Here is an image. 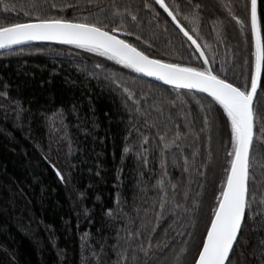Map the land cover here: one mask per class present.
<instances>
[{"label": "trees", "instance_id": "trees-1", "mask_svg": "<svg viewBox=\"0 0 264 264\" xmlns=\"http://www.w3.org/2000/svg\"><path fill=\"white\" fill-rule=\"evenodd\" d=\"M8 2L5 10L0 0V23L35 18L25 16L28 9L22 6L36 0ZM52 2L38 0L44 6ZM55 2L74 7L51 9L47 15L82 19L96 10L93 5L109 0ZM133 3L141 7L136 22L141 27L134 28L131 21L128 27L142 30L152 46L129 36L132 43L157 58L202 65L162 12L156 8L160 16L152 19L141 0ZM180 3L185 12L199 13V42L211 46L205 51L213 69L221 75L226 71L239 86L246 84L251 34L243 4L233 6L235 17L244 22L240 33L219 6ZM258 16L264 39V0H258ZM112 74L135 93L139 104L117 89ZM0 93L7 94H0V264H173V253L181 247L187 248L185 264H191L230 159L229 128L217 106L85 52L47 45L0 55ZM255 106L249 186L257 200L246 213L233 264H264V139L259 120L264 72ZM149 240L152 248L145 255L141 245L147 248Z\"/></svg>", "mask_w": 264, "mask_h": 264}, {"label": "snow or ice", "instance_id": "snow-or-ice-1", "mask_svg": "<svg viewBox=\"0 0 264 264\" xmlns=\"http://www.w3.org/2000/svg\"><path fill=\"white\" fill-rule=\"evenodd\" d=\"M92 4V0H86ZM142 8L152 14V19L160 16L154 5H158L170 22L175 25L180 33L195 46L199 53L197 59H202L201 66H192L183 63H174L163 58H157L146 53L140 47L122 39L119 33L124 32L128 36H135L137 40L143 39L144 44L151 47L149 39H144L141 33L130 30L129 21L134 22V28H140L136 23L140 20V6H136L133 0H109L107 4H95V11L89 10V14L82 19H67L63 16L47 15L51 9L72 8L70 3H57L55 0L49 5H40L38 0L29 3L23 8L25 16H34L25 22L0 23V49H11L14 45L24 44L30 41H58L63 44L75 45L77 48L88 52L97 53L108 60L115 61L125 68L147 77H154L167 85L175 88L197 90L207 94L211 98L210 104L219 105L226 116L231 131V151L227 153L229 167L225 170L224 180L221 182L218 195L215 197V207L212 209L210 223L206 227L205 235L202 236L196 251L192 256L191 264H233L232 253L235 245L239 242L242 234L246 213L251 211L252 204L257 200L256 192L250 191L249 169L250 152L255 138L257 114L255 101L258 98V86L261 74L264 72V39L261 36V23L258 16V0H250V28L254 41V66L250 72V86H239L228 79L223 66L219 74L212 67L205 49L210 45L199 42L202 39L199 34V13L185 12L181 7L180 0H141ZM191 4V0H188ZM3 7L8 10V0H3ZM13 10L15 5H11ZM200 5H195L199 8ZM237 22H244L236 17ZM117 20L119 21L117 23ZM186 21L191 29L185 26ZM169 23L165 20V24ZM159 22L157 21V27ZM165 32L167 28L165 27ZM23 51V49H21ZM39 51V49H38ZM96 67H101L97 65ZM112 83L117 89H122L127 94V99L136 104L135 93L123 84L115 74L111 76ZM7 95L6 93H0ZM203 108L204 105L202 104ZM212 109L209 108V111ZM261 123L260 133L264 139V113L259 116ZM205 126L208 116L204 118ZM167 147V145H165ZM127 151V149H126ZM56 168V165H52ZM57 175L64 179L61 171L56 168ZM163 181H161V186ZM260 203L264 204V194L260 196ZM161 209L164 208L163 199L160 202ZM180 207V205H177ZM161 214H157V220ZM155 229H153L154 231ZM191 235V233H189ZM264 244V241H261ZM159 246V245H157ZM168 245H164L166 249ZM152 248L151 240L148 247L141 245V251L148 254ZM187 248L181 247L173 253V264H185L184 256Z\"/></svg>", "mask_w": 264, "mask_h": 264}, {"label": "water", "instance_id": "water-1", "mask_svg": "<svg viewBox=\"0 0 264 264\" xmlns=\"http://www.w3.org/2000/svg\"><path fill=\"white\" fill-rule=\"evenodd\" d=\"M249 1V3H248V18H249V24H250V0H248ZM158 8H159V6L158 5H156ZM162 10V9H161ZM163 11V10H162ZM164 13V12H163ZM166 16H167V14L166 13H164ZM170 20H171V18L170 17H168ZM174 25V24H173ZM175 26V25H174ZM177 29V28H176ZM178 30V29H177ZM179 31V30H178ZM182 36H183V34L182 33H180ZM250 34H251V28H250ZM119 35L121 36V38L122 39H128L130 42H131V38L128 36V35H126L125 33H123V32H121V33H119ZM184 37V36H183ZM186 40H187V38L186 37H184ZM188 41V40H187ZM190 44H191V42L190 41H188ZM42 45H47V46H60V47H67V48H72V49H75V50H79V51H82V52H85V53H87V54H90V55H92V56H95V57H97V58H100V59H102V60H104V61H106V62H108V63H110V64H112V65H115L116 67H118V68H121V69H123V70H125V71H127V72H129V73H131V74H133V75H135V76H137V77H140V78H143V79H145V80H148V81H150V82H152V83H154V84H156V85H159V86H161V87H165V88H168V89H171V90H174V91H176V92H179V93H181V94H185V95H194V96H199V97H203V98H205V99H207V100H211V98L210 97H208L207 96V94H205V93H201V92H198L197 90H188V89H184V88H175L174 86H172V85H167V84H165L164 82H162V81H159V80H156L154 77H147V76H145V75H143V74H140V73H136V72H134L133 70H131V69H128V68H125L123 65H119V64H117L115 61H111V60H108L106 57H103V56H100L99 54H97V53H93V52H88V51H86V50H84V49H80V48H77L75 45H68V44H63V43H60V42H58V41H30V42H26V43H24V44H20V45H14V46H12V48L11 49H0V55H2V54H7V53H11V52H16V51H19V50H21V49H26V48H31V47H36V46H42ZM135 45H137V44H135ZM138 47H140L142 50H144L146 53H148L147 51H146V49L144 48V47H142V46H140V45H137ZM193 48H194V50H195V46L194 45H191ZM254 51H255V48H254V41H253V39H252V35H251V70H252V68H253V66H254V62H255V56H254ZM197 53V55L199 56V53L198 52H196ZM201 60V62H202V59H200ZM263 73V72H262ZM261 79H262V74H261ZM247 84H249V86H250V78H249V80L247 81ZM243 86H245V84L244 85H242V87ZM260 86H261V81H260V84H259V86H258V92H259V90H260ZM215 106H217V108L222 112V114H223V110L219 107V105H215ZM223 116H224V114H223ZM224 118H225V120H226V122H227V119H226V116H224ZM227 125H228V128H229V130H230V125L227 123ZM231 132V131H230ZM255 139V138H254ZM253 145H254V141H253ZM252 149H253V147H252ZM252 149H251V152H250V157H251V153H252ZM228 167H229V165H228ZM55 170V172H56V169H54ZM56 174H57V172H56ZM58 176V175H57ZM59 177V176H58ZM59 179H60V177H59Z\"/></svg>", "mask_w": 264, "mask_h": 264}, {"label": "rangeland", "instance_id": "rangeland-1", "mask_svg": "<svg viewBox=\"0 0 264 264\" xmlns=\"http://www.w3.org/2000/svg\"><path fill=\"white\" fill-rule=\"evenodd\" d=\"M186 1H188V0H186ZM239 1L243 4V7H244L245 12H246L245 14L248 16V3H249L248 0H191V2H201V3H204V4L217 5V6H219L220 8H222L223 10H225L232 17L233 21L237 24V27H238V29H239V31L241 33V32H244L245 31V27L242 24H240V23L237 22V19H236L234 13H233V6H234V4L236 2H239ZM249 29H250V24H249ZM229 134H230V137H231L230 130H229ZM255 135H256V132H255ZM226 158H227V156H226ZM227 165H228V163H227ZM227 165H226V168H224V170H223L224 171V175H225V170L228 168ZM223 178H224V176H223Z\"/></svg>", "mask_w": 264, "mask_h": 264}, {"label": "flooded vegetation", "instance_id": "flooded-vegetation-1", "mask_svg": "<svg viewBox=\"0 0 264 264\" xmlns=\"http://www.w3.org/2000/svg\"><path fill=\"white\" fill-rule=\"evenodd\" d=\"M167 2H169V3H171V0H167ZM160 12H162L163 13V11L160 9V8H158L156 5H154ZM164 14V13H163ZM165 15V14H164ZM166 16V15H165ZM167 17V16H166ZM168 18V17H167ZM232 18V17H231ZM169 19V18H168ZM170 20V19H169ZM173 25V24H172ZM174 26V25H173ZM175 27V26H174ZM176 28V27H175ZM180 33V32H179ZM191 45V44H190Z\"/></svg>", "mask_w": 264, "mask_h": 264}, {"label": "bare ground", "instance_id": "bare-ground-1", "mask_svg": "<svg viewBox=\"0 0 264 264\" xmlns=\"http://www.w3.org/2000/svg\"><path fill=\"white\" fill-rule=\"evenodd\" d=\"M230 138H231V137H230ZM227 148H228V149H227V153H228V151L230 152V151H231V148H232L231 141H230V143H229V145H228ZM227 157H228V155H227Z\"/></svg>", "mask_w": 264, "mask_h": 264}]
</instances>
